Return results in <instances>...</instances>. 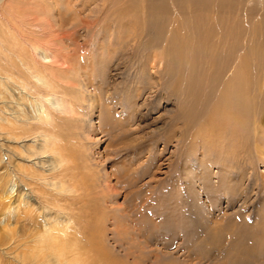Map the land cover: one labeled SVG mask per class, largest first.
<instances>
[{
  "label": "rangeland",
  "instance_id": "1",
  "mask_svg": "<svg viewBox=\"0 0 264 264\" xmlns=\"http://www.w3.org/2000/svg\"><path fill=\"white\" fill-rule=\"evenodd\" d=\"M182 1H0V243L62 218L81 264H264V0Z\"/></svg>",
  "mask_w": 264,
  "mask_h": 264
},
{
  "label": "bare ground",
  "instance_id": "2",
  "mask_svg": "<svg viewBox=\"0 0 264 264\" xmlns=\"http://www.w3.org/2000/svg\"><path fill=\"white\" fill-rule=\"evenodd\" d=\"M1 1V0H0ZM163 2V0H161ZM179 1V0H178ZM182 1V0H181ZM190 2H192V4H198L197 6H201L203 5V0H188ZM183 2V1H182ZM180 4V3H179ZM183 4V3H182ZM177 5V4H176ZM175 7V6H174ZM177 7V6H176ZM175 10V9H174ZM177 10V9H176ZM197 10V9H196ZM179 12V11H178ZM213 31H216V28H211V33H214ZM206 32V31H205ZM207 34L208 31H207ZM213 44V43H212ZM215 45V44H214ZM218 47V46H217ZM213 48V47H212ZM216 52V51H214ZM51 57L53 56V54L50 55ZM49 56V58H51ZM179 56V55H178ZM201 57V56H200ZM205 57V56H204ZM218 55L217 53L209 56V61H212L211 63L215 64V61L218 59L217 58ZM54 58V57H53ZM52 60V59H51ZM157 60V57L155 56L153 58V61L155 63V61ZM162 60V59H161ZM205 60V58L203 59ZM206 61V60H205ZM52 62V61H51ZM217 64V63H216ZM176 65V64H175ZM192 65V64H191ZM30 71L34 74V77H36L37 82L40 85L45 86L46 89H48L47 93H50V97L47 98V100L49 99L50 104L52 109H56L59 111V108H61V106H65L67 101H60V95L55 91L54 88H52L51 84L49 83L48 79H46L43 75H41V73H39L38 71H36V67H32L31 65L27 66ZM152 67H155L152 65ZM194 67V66H193ZM199 67V66H197ZM203 67V66H202ZM216 67V66H215ZM219 67V66H217ZM204 68V67H203ZM182 69V68H181ZM197 69V68H196ZM201 69V68H200ZM205 69V68H204ZM202 69V70H204ZM208 69V68H207ZM206 70V69H205ZM51 71V70H50ZM183 71V70H182ZM197 71V70H196ZM193 73V71H191ZM190 72V73H191ZM200 72V71H199ZM183 73V72H182ZM189 73V72H188ZM197 73V72H195ZM206 73V72H205ZM175 74V73H174ZM180 74V73H179ZM187 74V73H186ZM202 74V73H201ZM204 74V73H203ZM182 75V74H181ZM191 75V74H189ZM196 75V74H195ZM199 75V73H198ZM196 75V76H198ZM186 77V76H185ZM199 77V76H198ZM204 77V76H203ZM9 78V77H8ZM187 78V77H186ZM202 78V76H201ZM189 80V79H188ZM181 81V80H180ZM199 81V80H198ZM157 82V81H156ZM192 83L194 82L191 81ZM191 83V84H192ZM1 84V83H0ZM190 84V83H188ZM193 85V84H192ZM190 85V86H192ZM189 87V86H188ZM44 88V87H43ZM190 88V87H189ZM240 88V87H239ZM242 88V87H241ZM193 89V88H192ZM200 89V88H199ZM226 89V88H225ZM224 89V90H225ZM234 89V88H233ZM39 91V90H38ZM236 91V90H235ZM243 91V90H242ZM214 92V91H213ZM233 92V91H232ZM237 92V91H236ZM239 92V91H238ZM201 93V92H199ZM227 93H230L231 96V91L227 92L225 91L224 93L222 92L220 98L217 100V102L215 103V107H221L224 103V99L229 96ZM243 93V92H242ZM191 94V93H190ZM212 94V93H210ZM203 95L205 96L206 94L203 93ZM63 96V95H62ZM188 96V95H187ZM207 96V95H206ZM229 96V97H230ZM201 97V96H198ZM210 97V96H209ZM208 97V99H209ZM201 99V98H200ZM225 99V100H226ZM37 100V99H36ZM205 100V99H204ZM211 100V99H210ZM245 100V99H244ZM233 101V100H232ZM38 104H40V106L34 110V115L32 114V116L29 115V111L26 110L25 104L23 102H16V107H11V115L14 118H18L21 119L23 121H34L35 126H37L36 123L39 124H46V125H51L52 123V115L53 113L51 112V108L49 107V105L44 104L43 101H37ZM197 102V101H196ZM235 102V101H234ZM198 103V102H197ZM201 103V102H200ZM234 104V103H233ZM239 104V103H237ZM243 104V103H242ZM33 105V104H32ZM31 105V106H32ZM206 105V104H204ZM227 105V103H226ZM232 105V104H231ZM235 105V104H234ZM246 105V103H245ZM38 106V105H37ZM34 108V107H33ZM68 108V107H67ZM236 108V107H235ZM241 108V107H239ZM28 109V108H27ZM63 109V108H62ZM214 109V108H213ZM66 111V110H65ZM70 112V111H69ZM2 113V112H1ZM58 113V112H57ZM7 120V119H6ZM37 129V127H36ZM42 130V129H41ZM40 130V131H41ZM42 132V131H41ZM56 145V141H55V137L52 135H49L45 132L41 133V140L40 143L38 144V147H36L34 150H29L31 153V155H36L39 158V161L41 163V167L43 169H46L48 171H55V169H57L58 167L62 166L61 164H63V162H65L64 158H62L60 155V153L55 149L53 150V146ZM27 150V149H26ZM17 156L20 157V159L22 158V160H25L24 155L21 154V152H17ZM25 154V153H24ZM60 154V155H59ZM46 155H52V157H46ZM41 156V157H40ZM27 159V158H26ZM16 166H20L19 164H16ZM19 168H24L25 166H22ZM26 170V169H25ZM16 171H14V175ZM12 172H10L11 174ZM57 175H54L53 177H51L53 180H50L48 183V185H53L56 187H60L61 186V182H59L57 179ZM59 179V177H58ZM13 182V181H12ZM15 185L14 183H10L9 188L11 190V192L9 191V195L12 196V191L15 189ZM22 196L24 197V199H31V196L27 193V192H23ZM26 199V200H27ZM46 225L43 227L42 230H39V234L35 236L34 239L28 240L29 242L23 240L22 238H19L17 240V238H15V234L12 233L13 235V243L9 246H5L6 243L1 242L0 243V264H4L3 258L4 256H6L7 258L13 257L15 258V263L17 264H26V262L28 261L30 264H46V263H50V264H81V260L79 259H69V253L74 251L73 249L71 250H67V248H63V241H62V236L63 234H65L66 232V224L64 222V220L58 219V220H47L46 219ZM30 222V221H29ZM29 224H32L31 222ZM42 233V234H41ZM58 235V236H57ZM58 237L59 241L61 242V245L59 246V242L56 243L55 239ZM34 242V243H33ZM58 246H57V245ZM47 246V248H49L50 250H48L49 252L52 251L51 253H48L46 256L43 254L45 247ZM5 246V247H3ZM68 251V252H67ZM74 254V252L72 253ZM71 254V255H72ZM47 258V259H46ZM112 264H117V263H112ZM119 264H124V263H119ZM127 264V263H126Z\"/></svg>",
  "mask_w": 264,
  "mask_h": 264
}]
</instances>
